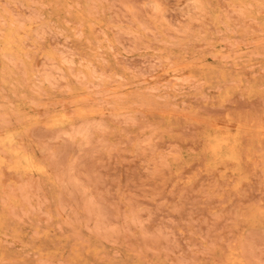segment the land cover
Segmentation results:
<instances>
[{
    "label": "rangeland",
    "instance_id": "1",
    "mask_svg": "<svg viewBox=\"0 0 264 264\" xmlns=\"http://www.w3.org/2000/svg\"><path fill=\"white\" fill-rule=\"evenodd\" d=\"M0 264H264V0H0Z\"/></svg>",
    "mask_w": 264,
    "mask_h": 264
}]
</instances>
